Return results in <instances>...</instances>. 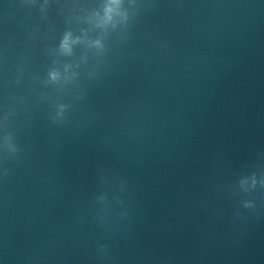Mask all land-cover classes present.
<instances>
[{
    "label": "water",
    "instance_id": "95a60500",
    "mask_svg": "<svg viewBox=\"0 0 264 264\" xmlns=\"http://www.w3.org/2000/svg\"><path fill=\"white\" fill-rule=\"evenodd\" d=\"M0 264H264V0H0Z\"/></svg>",
    "mask_w": 264,
    "mask_h": 264
},
{
    "label": "clouds",
    "instance_id": "9594fccd",
    "mask_svg": "<svg viewBox=\"0 0 264 264\" xmlns=\"http://www.w3.org/2000/svg\"><path fill=\"white\" fill-rule=\"evenodd\" d=\"M112 2H113V3H116V0H112ZM112 11H113V8H112L111 6L107 7V8H106V15H107L108 13H111Z\"/></svg>",
    "mask_w": 264,
    "mask_h": 264
}]
</instances>
